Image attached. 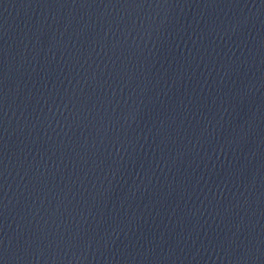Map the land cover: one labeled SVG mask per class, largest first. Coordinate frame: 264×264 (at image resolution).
Listing matches in <instances>:
<instances>
[{"label": "water", "instance_id": "1", "mask_svg": "<svg viewBox=\"0 0 264 264\" xmlns=\"http://www.w3.org/2000/svg\"><path fill=\"white\" fill-rule=\"evenodd\" d=\"M0 264H264V0H53L0 63Z\"/></svg>", "mask_w": 264, "mask_h": 264}]
</instances>
